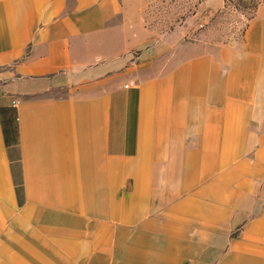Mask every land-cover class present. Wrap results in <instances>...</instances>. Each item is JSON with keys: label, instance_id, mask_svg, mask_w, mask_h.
<instances>
[{"label": "crops", "instance_id": "0c3cea01", "mask_svg": "<svg viewBox=\"0 0 264 264\" xmlns=\"http://www.w3.org/2000/svg\"><path fill=\"white\" fill-rule=\"evenodd\" d=\"M134 2L0 0V264H264V5L201 49Z\"/></svg>", "mask_w": 264, "mask_h": 264}, {"label": "rangeland", "instance_id": "374dc122", "mask_svg": "<svg viewBox=\"0 0 264 264\" xmlns=\"http://www.w3.org/2000/svg\"><path fill=\"white\" fill-rule=\"evenodd\" d=\"M134 5L148 37L168 35L204 49L238 41L264 0H135Z\"/></svg>", "mask_w": 264, "mask_h": 264}, {"label": "built area", "instance_id": "2783aa9c", "mask_svg": "<svg viewBox=\"0 0 264 264\" xmlns=\"http://www.w3.org/2000/svg\"><path fill=\"white\" fill-rule=\"evenodd\" d=\"M13 104H15V101L13 102Z\"/></svg>", "mask_w": 264, "mask_h": 264}]
</instances>
